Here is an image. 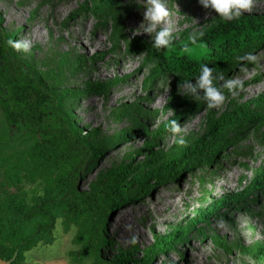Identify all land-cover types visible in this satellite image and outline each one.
Segmentation results:
<instances>
[{"label": "rangeland", "instance_id": "374dc122", "mask_svg": "<svg viewBox=\"0 0 264 264\" xmlns=\"http://www.w3.org/2000/svg\"><path fill=\"white\" fill-rule=\"evenodd\" d=\"M143 3L0 0V27L8 41H27L24 17L29 15L28 8H34L30 15L41 26V41L29 43L27 51L10 47L55 95L61 115L85 136L88 147L94 148L95 154L85 157L78 171L80 193L86 194L91 184L109 171L127 167L122 200L109 211L105 222L110 241L103 251L105 259L122 252L128 255L129 264H264V255L255 251L256 246L264 245V101L256 109L261 120L243 126L237 122L224 142L203 140L204 146L213 147L211 155L192 161L190 154L175 162L206 135L208 115L218 119L241 104L250 109L264 93V38L252 40L224 60L218 72L224 73L225 79H241L243 87L235 97L224 90L223 105L208 109L203 101L181 96L173 86L175 76L183 72L160 69L146 49L133 48L134 38L150 43L148 34L140 32ZM167 7L172 41L193 31L204 32L220 21L198 0H167ZM241 16L264 17V0H253L251 11ZM56 33L75 42L76 52L65 54ZM246 52L255 54L257 61L237 63L235 57ZM197 74L184 79L193 78L194 83ZM169 120H177L179 133L168 130ZM6 132L0 108V137ZM180 137L183 144L176 143ZM148 150L162 156L157 167L141 166ZM68 168L70 164L64 161L57 171ZM135 176L141 179L133 182ZM42 186L41 178L26 177L19 189L30 196L41 194ZM154 199L168 203V213L146 210ZM215 200L221 204L207 220L192 222L199 210ZM54 224L53 234L67 230L62 216H57ZM70 227L73 238L77 226L71 223ZM170 232L179 236L176 244L157 249L155 236ZM133 236L134 244L128 242ZM73 244L78 251L80 244ZM83 261L92 264L90 259Z\"/></svg>", "mask_w": 264, "mask_h": 264}, {"label": "trees", "instance_id": "16d2710c", "mask_svg": "<svg viewBox=\"0 0 264 264\" xmlns=\"http://www.w3.org/2000/svg\"><path fill=\"white\" fill-rule=\"evenodd\" d=\"M97 1L109 4L114 0ZM94 12L97 15L98 10ZM203 33L196 44L188 45L187 52L183 51L188 44L187 37L172 41L167 49L160 51L140 38H134L132 46L146 49L160 69L183 72L173 79L176 88L184 78L198 73L201 63L218 72L224 60L238 49L252 40L264 38V17L220 20ZM263 101L264 93L255 99L250 109L246 108L247 104H241L232 112L222 113L218 119L208 115L206 135L187 147L175 162L190 154L192 161L211 155L213 147L204 146L203 140L213 138L217 144L224 142L237 122L243 126L247 121L261 120L263 116L256 113V109ZM0 108L7 131L5 137H0V258L10 260V264H23L26 250L39 242L52 241L55 218L62 216L65 229L71 223L77 226L72 242L80 247L70 252L73 262L81 264L84 259H90L92 264H129L128 255L122 252L110 259H105L103 254L110 245L105 235V222L109 211L122 200L120 193L124 189L121 185L127 167L109 171L94 181L86 194L80 193L78 171L85 157L95 154L94 148L88 147L85 136L61 115L55 95L15 57L1 27ZM161 158L158 152L148 150L141 166L157 167ZM64 161L70 164V169L57 171ZM26 177L41 178V194L29 196L19 189ZM140 179L135 176L133 182ZM12 187L16 190L11 191ZM220 204L221 200L213 201L199 210L192 222L207 220ZM178 239L173 232L156 235L154 246L159 250L172 248ZM221 247L226 249L225 244ZM255 251L264 255V245L256 246Z\"/></svg>", "mask_w": 264, "mask_h": 264}, {"label": "clouds", "instance_id": "9594fccd", "mask_svg": "<svg viewBox=\"0 0 264 264\" xmlns=\"http://www.w3.org/2000/svg\"><path fill=\"white\" fill-rule=\"evenodd\" d=\"M198 3L202 8L214 11L215 17H218L221 21L229 22L238 19L244 12L251 11L253 0H198ZM142 7V21L139 26L142 25L143 30L140 32L148 34L153 49L157 51L167 49L174 39L172 25L168 19L170 11L167 7V0H144ZM203 35L202 31L190 32L187 37L188 44L184 45L183 51L187 52L189 50L188 45L196 44ZM8 43L15 50L27 51L29 49L28 41L9 40ZM235 60L237 63L240 61L254 63L257 61V56L251 52H246L243 55L236 56ZM239 66L243 71L244 65L240 64ZM192 79H184L178 84V93L194 101H203L208 109L223 105L226 99L224 90L235 97L243 87L241 79H225L224 73L214 71V68L208 67L206 63L200 64L199 72L194 76V83ZM198 90L202 91V96ZM166 127L173 134L181 131V126L178 125L177 120H169ZM176 143L183 144V138H178ZM128 242L134 244L136 237H131Z\"/></svg>", "mask_w": 264, "mask_h": 264}, {"label": "crops", "instance_id": "0c3cea01", "mask_svg": "<svg viewBox=\"0 0 264 264\" xmlns=\"http://www.w3.org/2000/svg\"><path fill=\"white\" fill-rule=\"evenodd\" d=\"M54 232L56 234L52 233L51 242H39L24 252L23 264H78L70 256V251L77 250V246L72 243V227ZM82 264L89 263L83 261Z\"/></svg>", "mask_w": 264, "mask_h": 264}, {"label": "bare ground", "instance_id": "6f19581e", "mask_svg": "<svg viewBox=\"0 0 264 264\" xmlns=\"http://www.w3.org/2000/svg\"><path fill=\"white\" fill-rule=\"evenodd\" d=\"M34 10V8H28L26 10L27 13H29V15H27L26 17H24L27 21L26 23V40L30 43V44H36L38 42L41 41L42 39V31H41V26H39L37 24V22L35 21V18H33V15H30V12H32ZM18 16H21L20 14ZM55 39L58 40V42L60 43V47L63 49V52L65 54H69L72 55L74 52H76V47L77 44L71 40L68 39V37L62 36V34L60 33H56L55 35ZM59 47V48H60ZM58 48V47H57ZM60 51V49H59ZM120 96L122 95V93L119 94ZM153 204V205H152ZM167 205H169L168 203L164 204V203H160L158 202L156 199H154L152 202H149L148 205L146 206V210H148L149 212H166L168 213V209H167ZM174 204L172 203V206ZM142 218V217H140ZM134 233H137L135 230L132 231Z\"/></svg>", "mask_w": 264, "mask_h": 264}, {"label": "water", "instance_id": "95a60500", "mask_svg": "<svg viewBox=\"0 0 264 264\" xmlns=\"http://www.w3.org/2000/svg\"><path fill=\"white\" fill-rule=\"evenodd\" d=\"M0 264H10V260H3V259L0 258Z\"/></svg>", "mask_w": 264, "mask_h": 264}]
</instances>
